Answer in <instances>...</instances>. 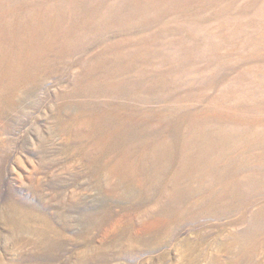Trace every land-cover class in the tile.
I'll return each instance as SVG.
<instances>
[{
	"label": "rangeland",
	"instance_id": "obj_1",
	"mask_svg": "<svg viewBox=\"0 0 264 264\" xmlns=\"http://www.w3.org/2000/svg\"><path fill=\"white\" fill-rule=\"evenodd\" d=\"M0 264H264V0H0Z\"/></svg>",
	"mask_w": 264,
	"mask_h": 264
},
{
	"label": "bare ground",
	"instance_id": "obj_2",
	"mask_svg": "<svg viewBox=\"0 0 264 264\" xmlns=\"http://www.w3.org/2000/svg\"><path fill=\"white\" fill-rule=\"evenodd\" d=\"M4 113V112H3ZM46 156V155H45ZM43 162H45V161H43ZM63 162V160H61L60 158L58 159V158H50V162H49V164H52L53 165V167H56L58 164H61ZM92 162H89V161H83V164H85V165H83L84 167H85V172H86V176H87V179H88V181L89 182H91L92 183V185L94 186V188H95V190H98L99 192H105V193H107L108 195H110L111 197H113V200L115 199L114 197H117V199L121 202V205H122V207H128V203L126 202V200L125 199H123V197H119L118 198V196H120L121 195V192H118V188H117V186H114L113 185V181L112 180H108V177H107V172L105 171V165L103 166L102 164H97V163H94V164H91ZM58 168H61V166H58ZM65 168H68L67 166H65ZM30 178V180L32 181V186L35 188V191L37 190H39V188H41V187H43V185H44V183L43 182H41V181H36L35 179L36 178H34V176H30L29 177ZM55 180H61V175L60 174H57V175H55ZM79 178V176L78 175H75L74 176V178H73V180H77ZM62 181V180H61ZM115 183H118V181L117 180H115ZM49 186V185H48ZM58 192V191H57ZM63 194H64V192L63 191H60L59 192V196H63ZM77 194V192L75 193V195ZM59 196H57V197H59ZM77 196V195H76ZM79 197V196H78ZM62 198L63 197H60V200L62 201ZM77 198V197H76ZM81 199V198H80ZM114 202H115V200H114ZM74 205V204H73ZM111 205V202L108 204H106L105 206H110ZM105 206H103L102 208H100V209H95V210H93V211H91V213H94V215L95 214H97V218L99 217V221L97 222V223H94L93 225H92V227L93 228H95V229H97L98 227H99V225L102 223V221H105V216H106V213L108 212V209L107 208H105ZM40 207V206H39ZM17 208V209H16ZM10 209H11V206H10ZM15 209V210H14ZM21 209H22V207H12V210H14L13 211V213L10 215V218H9V220H11V223L13 224V226L15 225V228H16V230H20V229H23V230H29V231H38V232H40L42 235L43 234H46L47 232H48V229L50 228L51 229V227H46V225L44 224V222H43V226L41 227V228H35V227H32V226H29V224H30V218H32L31 217V214L30 213H28V212H30V211H25V210H22L21 211ZM30 209H31V212H36L37 210H40V208H38V207H36L35 205H33V204H31V207H30ZM42 209H43V207H42ZM21 211V214H18L19 212ZM39 214V213H38ZM40 215V214H39ZM35 216V220H38V218L36 217V215H34ZM7 218V217H6ZM95 218V217H94ZM18 219H20L19 220V222L17 221ZM10 222V221H9ZM19 224H18V223ZM66 222V221H65ZM15 223H17V224H15ZM33 223V222H32ZM33 225V224H32ZM12 226V225H11ZM12 226V227H13ZM55 231V237H54V239H52L51 240V242L56 246V244H58V246L59 245H61L60 243H62V239H61V234H60V229H54ZM40 234V235H41ZM84 236V235H83ZM87 240H89V241H87ZM86 240V242H88V243H90L91 245V247L92 246H95V239L92 237V238H90V239H87ZM111 241H113L114 243L113 244H115L114 246H118L116 243H117V237H113V238H111L110 239ZM109 241H102V243L103 244H105V243H108ZM106 246H110V247H113L112 245H110L109 243L108 244H106ZM110 247H109V249H110ZM129 247H130V249H131V246L129 245ZM57 248V247H56ZM134 248L135 247H133L132 249L134 250ZM100 249H101V247H100ZM102 251H100V253H98V258H101V259H103V260H105L106 259V252L104 251V250H106V249H101ZM104 251V252H103ZM132 254V253H131ZM118 256V255H117ZM84 260L87 258V256L86 255H84ZM96 258V257H95ZM93 259H94V257H93ZM107 259H109V258H107ZM89 260H90V258H89ZM94 260H96V259H94ZM111 260V259H110ZM108 261V260H107Z\"/></svg>",
	"mask_w": 264,
	"mask_h": 264
}]
</instances>
